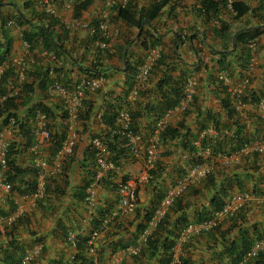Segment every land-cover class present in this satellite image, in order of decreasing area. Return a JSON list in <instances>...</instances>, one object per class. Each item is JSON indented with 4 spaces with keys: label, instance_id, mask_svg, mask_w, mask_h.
<instances>
[{
    "label": "crops",
    "instance_id": "obj_1",
    "mask_svg": "<svg viewBox=\"0 0 264 264\" xmlns=\"http://www.w3.org/2000/svg\"><path fill=\"white\" fill-rule=\"evenodd\" d=\"M156 1L130 0L137 10L147 9ZM199 2L168 0L161 8L153 21L159 33L160 60L153 67L145 86L133 100H129L124 61L126 59L134 65L137 59H143L146 50L138 40L140 31L126 26L118 18L115 7L107 11L112 50L104 52L96 37L86 30L68 26L72 19L95 21L101 17L105 11L102 0H91L77 18L74 6L68 8L62 2L55 3L56 14L50 16L44 11L42 0H0V24L7 19L15 21L14 25L6 28V47L0 42V67H5L0 76V94H12L16 86L21 87L17 95L0 105V135L10 145L12 165L24 171L16 174L9 169L7 181L12 184V189L0 195V214L15 218L12 224L0 227V264H16L27 251L33 256L28 264H65L77 256L91 264L86 239L96 228H100L95 243L99 261L119 255V264H159L161 257L151 255L146 241H141L146 229L148 233L154 229L148 228L145 217L152 214L173 186L184 181V170L193 159H197L193 143L200 141L201 144L204 129L216 122L224 126V134L232 133L233 128L220 102L223 97L217 85L220 74H226L234 85L248 77L245 106L239 119L248 129L250 140L264 136V111L256 108V102L264 99V24L258 19L259 14L264 15V4L262 0H234L248 9L237 17L234 10L225 6L212 20V17L205 18L199 13ZM50 20L56 22L49 27L60 47L44 48L37 36L30 51H25L22 35L33 31L28 22L47 25ZM222 22L230 26L232 42V52L227 56L224 68L217 59L225 39L213 32ZM256 27L262 32L253 40L255 46L251 49V57L243 60L239 47H235L234 35L241 29L253 30ZM144 28L154 32L148 25ZM127 41H132L129 46ZM13 59L27 61L28 76L23 83H20L14 68L8 67ZM189 76L197 82L196 94L185 111L168 116L167 126L172 134L160 138L155 177L139 184L136 210L125 214L119 211L116 182L131 181L146 171L143 152L138 156L124 154L119 157V171L114 180L98 185L94 204H87L83 200L84 188L96 165L87 156L86 149L91 137L105 136L103 117L110 114L107 105L112 104L117 109L124 106L132 112L134 132L141 136L140 145L143 146L154 130V119L162 117L166 111V99L174 96L171 89L180 87ZM97 77H102L100 87L85 93L76 118L69 112L63 96L51 92L54 82L73 93L79 81ZM253 97L256 102L252 101ZM36 105L48 110V127L54 140H41L42 156L48 162L47 186L43 199L34 202L29 188L37 180V169L32 164L36 129L35 116L31 115L30 108ZM8 113L21 120V125L9 126L5 121ZM243 117L249 122L245 123ZM71 135L75 140L73 152L62 161L58 160L60 146ZM240 149L230 153L233 157L227 165L220 158L226 152L213 151L214 157L210 160L215 164L214 171H218L190 186L172 203L167 229L173 230L174 225L182 228V224L188 223L174 239L172 257L175 260L181 259L187 264H230L232 255L226 251L230 242L241 245L243 240H264V203L255 198L260 195L257 192L264 190V152L241 153ZM226 166L231 168L221 169ZM228 186L231 191L225 196L232 191L256 192L252 195L254 199L235 217L202 230V221H198L200 214L212 210L211 198ZM102 220H106L103 227ZM69 230L75 232L76 246L66 241ZM137 246L138 252L131 254L130 249Z\"/></svg>",
    "mask_w": 264,
    "mask_h": 264
},
{
    "label": "built area",
    "instance_id": "obj_2",
    "mask_svg": "<svg viewBox=\"0 0 264 264\" xmlns=\"http://www.w3.org/2000/svg\"><path fill=\"white\" fill-rule=\"evenodd\" d=\"M75 1L80 0H42V6L44 11L50 15L55 16L56 9L55 3L62 2L68 8H72ZM104 4L105 11L102 12L101 17L92 20H72L69 23L71 28H79L86 30L89 35L96 37L98 39V46L104 51L108 52L112 50L111 45V31L108 28V10L113 7H124L130 0H102ZM226 6L232 9V4L234 0H224ZM264 4V0H262ZM233 10V9H232ZM15 24L13 19H7L1 22L0 24V42L2 44L7 43L6 38V28ZM252 42L251 47H254ZM23 47L25 51H30L31 44L29 41L23 39ZM161 49L160 47L154 46L149 49L143 58V60L137 65L136 73L134 75V84L127 94L129 100H133L139 93V91L145 86L150 72L155 65L156 61L160 58ZM27 61L24 59H13L9 63V68L12 67L16 71L20 83H23L28 76L27 70ZM5 69V67H4ZM3 66L0 67V76L3 73ZM219 79L224 85L228 87V92L231 95V105L233 109L241 114L243 112L245 102L243 100L245 85L248 82V77L244 78L240 83L234 85L232 80L226 74H220ZM102 82V77L97 78H84L75 87L73 93H70L65 87L60 83L54 82L51 85V92L60 93L63 98L67 101V108L69 112L73 115V118H76L80 105L84 98V95L87 91H95L100 87ZM196 80L194 77H188L185 79L182 86V94L177 102V104L165 111L164 115L158 119L156 126L152 131V134L147 142L143 146L140 145L141 136L138 133H135L132 129V114L131 111L124 106H121L116 111V125L121 132V135L126 139L127 146L129 147L131 153L134 156H138L141 152L144 154V161L146 165V171L138 176H135L131 181H120L116 182L117 193H118V203L119 211L121 213H133L136 210L138 196L137 191L139 184L143 181H150L153 179V169L156 164V155L158 144L160 140L161 132L167 126V118L173 112H183L185 111L190 103L192 102L196 94ZM21 91L20 85L14 88L12 94H0V105L8 101L11 97L17 95ZM256 108L260 111H264V99H260L256 102ZM244 122H249L243 117ZM17 118L14 116L9 117L8 125L16 126L18 124ZM35 129H36V138L35 143L32 147V164L37 169V180L36 185L33 191L30 193L31 198L34 202H37L43 199L46 191V174L48 169V162L42 156L41 152V140H50L52 138V131L48 127V116L43 111H37L34 117ZM218 130L212 126L204 129L201 132V138L210 136L214 139L217 137ZM75 145L74 137H67L62 145L60 146L57 157L58 160H63L67 155H70L73 152ZM91 149L94 151V162L96 165L95 175L92 182L87 186L85 191V202L89 205H93L95 202L96 187L101 185L103 181L114 180L115 175L119 171V166L111 158L110 150L105 143V140L100 135H94L90 139L89 143ZM195 147V155L198 156L199 161H197L190 169L187 178L184 181L178 183V185L170 192L166 193L160 204L154 209L151 218L148 221V228H155L159 220L166 214L174 200H176L180 195H182L183 190L189 184H191L195 179L205 177L210 174L214 169L209 166L208 163L205 164L204 159H207L211 154V147L202 146L200 141H195L193 143ZM10 145L9 143L0 135V195L3 192L10 191L12 185L6 180L7 171H8V153ZM264 152V136H261L257 140H251L248 144H244L240 152ZM223 158L224 163L227 165L230 163V158L233 157V154L221 155L220 158ZM254 192L253 194H255ZM260 195H255L259 202L264 203V190L257 192ZM251 193L248 192H237L232 193L226 197L224 205L220 210H217L212 218L204 220L200 223L202 230L211 229L219 222L224 219H230L237 215L238 211L246 207L249 202H251L252 197ZM13 216L0 215V227L5 224H11L14 221ZM106 224V220H102V227ZM150 230V229H149ZM148 229H146L142 234V240L146 241V237L149 234ZM100 228H96L88 235L86 240L87 249L91 254V264H119L120 257L119 255H114L109 258L107 261H99L98 256L95 254V243L99 237ZM66 241L76 246L77 237L75 232L72 230L67 231ZM264 249V240L259 239L253 242L251 247L247 250L242 260L238 264H246L250 259L256 257L259 252ZM138 246L130 249L131 254H136L138 252ZM32 254L30 252L24 253L17 264H28L32 259ZM65 264H77L75 261H69ZM170 264H183L181 259H176L172 257V262Z\"/></svg>",
    "mask_w": 264,
    "mask_h": 264
},
{
    "label": "trees",
    "instance_id": "obj_3",
    "mask_svg": "<svg viewBox=\"0 0 264 264\" xmlns=\"http://www.w3.org/2000/svg\"><path fill=\"white\" fill-rule=\"evenodd\" d=\"M91 3V0H80L74 5V16L75 18L79 17V14L82 10H85L87 6ZM168 3V0H157L154 2L151 7L147 9H136L133 4L129 1L124 7H116L117 10V16L118 18L128 27H134L137 30L140 31L138 40L141 42L140 45L144 50H148L150 47L156 46L159 38H158V32L155 30V27L153 26V21L157 18V16L160 14L161 8ZM200 6L198 8L199 13L205 17L209 18L212 17L215 18V15L217 12L226 6V3L224 0H200L199 2ZM232 9L236 12V16H240L245 10H247V6H244L240 2H233ZM258 19L264 24V15H258ZM33 31H27L24 32L22 37L24 40H27L30 42L31 47L33 43H35V38L38 36L42 40V46L44 48H50V47H60V45L57 44V39H55V35L53 33V30L50 29L49 25H53L56 22L53 20H50V22L47 25H36L32 22H28ZM145 25H148L150 29H152L154 32L150 33L147 29H145ZM230 26L226 23H220V25L217 28L213 29L214 34L221 38L225 39V42H223L221 47V50L218 51L219 58L217 59V62L220 64L221 67H225V60L228 55L231 54V32H229ZM35 30V31H34ZM261 29L259 27H256L255 29H241L234 35V41H235V47L236 49H240V58L245 60L251 57L252 52L249 47H247V44L251 40H256V38L261 34ZM143 36V37H141ZM142 40H141V39ZM180 40V38H179ZM132 41H127L126 45H130ZM4 47H6V44H3ZM233 48V45H232ZM141 59H137L136 63L130 64L128 60L125 59V84L128 87V90L131 89L133 83H134V75L136 73L137 65L141 62ZM97 63H93L92 65H95ZM157 64V63H156ZM12 68V67H10ZM101 72V70L99 71ZM102 74V72H101ZM99 74V75H101ZM164 81V80H163ZM184 81L182 82L180 87L172 88L171 92L174 95L173 98H167L166 104H165V110L173 108L177 102L179 101L181 94H182V86ZM218 90L223 94V97L221 98V106L227 113V117L229 120L230 126L233 128L232 133L230 134H224L223 130L224 126H221L220 124L214 122L211 126L216 128L218 130L217 137L214 139L209 137L202 138L201 144L202 146H208L212 148L213 151H224L227 154L232 153L233 151L240 149L241 146H243L246 143H249V132L246 130V127L243 125L242 121L239 119L240 117L237 116L236 111L233 109L231 105V97L229 92L227 91V88L220 84V82L217 84ZM244 101H246V96L243 98ZM256 98L253 97L252 101H255ZM256 102V101H255ZM116 109V110H115ZM31 115L36 114L37 111H43L47 114L48 110L46 107H43L42 105H36L34 107L30 108ZM107 110L110 111V114H106L103 117V123L106 125V132L105 136H103V139L105 140V143L107 144L109 150L111 151L113 155L111 158L114 160V162L118 163V158L122 157L124 154L131 156V151L129 147L127 146L126 139L121 135V132H119V129L116 125V111L117 108L114 107L112 104L107 105ZM164 113V112H163ZM14 116L8 113L6 116L5 121L7 122L9 117ZM48 116V115H47ZM17 118L16 116H14ZM160 116L154 119L155 125L156 122ZM18 119V118H17ZM18 126L21 125V120H17ZM132 129L135 131V124H134V116L132 115ZM166 134H172V130L166 126L164 130L162 131L161 136ZM101 136V135H100ZM54 140V137L52 135L51 141ZM192 148L195 149V147L192 146ZM86 154L90 159L94 161V151L91 149L90 145L86 149ZM10 154V152H9ZM95 163V162H94ZM9 169L14 170L16 174L23 173L24 171H21L16 166L12 165V161L9 159ZM92 177L90 180L85 184L87 187L90 182H92L93 177L95 175V171H91ZM213 174V173H212ZM211 175V174H210ZM155 176V174H154ZM104 183V182H103ZM86 187L84 189H86ZM114 188V186H112ZM35 188V184L32 185L31 188H29L30 193ZM231 187L228 186L227 188L223 189L221 188L220 191L216 192L213 197L210 200V204L212 205L213 209L210 211H207L206 213L200 214L198 221H203L213 215V213L217 210H220L222 206L224 205L225 199L227 196L226 193L231 191ZM84 197V196H83ZM178 199V198H177ZM171 208V207H170ZM153 213V212H152ZM152 214L150 213L145 217L146 221H149ZM168 213L165 214L157 223L156 227L149 233L146 237V243L150 250L151 255H159L161 258H159V264H170L172 262V254H173V247L175 245V237L178 236L179 230L183 229L187 224H182L181 226L176 227L174 225L173 230H168L166 225H168L167 218ZM141 230H144L141 228ZM164 233V237H163ZM170 236L172 238H170ZM87 240V239H86ZM253 241H246L243 240L242 244L239 245L235 241H232L229 243L227 247V252L232 255L230 259V264H238ZM77 244V243H76ZM84 259V258H83ZM73 260H75L78 264H89L86 260H79L78 256L75 257ZM183 264H187L186 261H182ZM246 264H264V252L261 251L258 253V255L252 259H250Z\"/></svg>",
    "mask_w": 264,
    "mask_h": 264
},
{
    "label": "rangeland",
    "instance_id": "obj_4",
    "mask_svg": "<svg viewBox=\"0 0 264 264\" xmlns=\"http://www.w3.org/2000/svg\"><path fill=\"white\" fill-rule=\"evenodd\" d=\"M219 152H220V151H219ZM157 154H158V151H157ZM213 154H214V153H213V150H212L210 156H208L207 159H204V161H205V164L208 163V165L211 166V167H213V169L215 170V164H214L213 162H211V160H210L212 157H214ZM220 154H221V152H220ZM215 156H217V152H216ZM196 157H197V159H196V160L193 159V161L191 162L190 166H188V167L184 170V172H183V177H182V178L186 179V178H187V175H188L189 172H190L191 167L194 165L195 162L199 161L198 156H196ZM217 157H218V156H217ZM157 160H158V157H157V155H156V164H155V168H154V169H156V170H157ZM227 168H231V166H226L225 168L223 167V168H221V169H223V170H227ZM154 169H153V178L155 177V176H154ZM214 170L212 171L213 173L218 171V170H216V171H214ZM223 172H225V171H223ZM208 176H210V175H206L205 177L195 179V180L191 183V185L189 184V185H187V186L185 187V189H184L183 192H182V195L185 193V191L188 190V188H189L190 186H193L194 184L198 183V181H200L201 179L208 178ZM218 176H219V177L221 176V170H219V172H218ZM133 179H134V178H133ZM133 179H132V180H133ZM177 185H178V184H176V186H177ZM176 186H175V187H176ZM175 187L173 186L172 189H171V191H172ZM254 189H255V188H254ZM186 193H187V192H186ZM232 193H234V192L232 191ZM248 193H250V192H248ZM193 195H194V194H193ZM170 207H171V206H170ZM169 209H170V208H169ZM169 209H168V211H169ZM168 211L166 212V214L168 213Z\"/></svg>",
    "mask_w": 264,
    "mask_h": 264
},
{
    "label": "clouds",
    "instance_id": "obj_5",
    "mask_svg": "<svg viewBox=\"0 0 264 264\" xmlns=\"http://www.w3.org/2000/svg\"><path fill=\"white\" fill-rule=\"evenodd\" d=\"M76 2H77V1L74 2L73 6L75 5ZM78 2H79V1H78ZM72 20H73V19H72ZM74 20H77V19H74ZM252 42H253L254 45H255V42H254L253 40H252L251 42H249V43H250V45H249L250 49H252V47H251ZM157 45H158V44H157ZM157 45H156V46H157ZM153 47H154V46H153ZM151 48H152V47H150L149 49H151ZM30 49H31V47H30ZM149 49H148V50H149ZM148 50H146V53H147ZM145 55H146V54H145ZM145 55H144V57H145ZM144 57H143V58H144ZM160 57H161V55H160ZM142 60H143V59H142ZM159 60H160V58L156 61V63H157ZM156 63H155V65H156ZM155 65H154V66H155ZM154 66H153V67H154ZM152 69H153V68H152ZM151 71H152V70H151ZM150 73H151V72H150ZM189 77H190V76H189ZM217 80H218L223 86H225V87L227 88V91H228V87L222 83V81L219 79V77L217 78ZM184 81H185V80H184ZM133 84H134V83H133ZM183 84H184V83H183ZM132 86H133V85H132ZM131 88H132V87H131ZM95 91H96V90H95ZM244 93H245V91H244ZM229 94H230V93H229ZM244 96H245V95H244ZM230 97H231V95H230ZM243 98H244V97H243ZM244 102H245V101H244ZM236 113H237V112H236ZM131 114H132V112H131ZM237 115L240 116V114H238V113H237ZM154 128H155V127H154ZM161 134H162V132H161ZM160 138H161V135H160ZM249 141H251V140H249ZM159 142H160V140H159ZM246 144H248V143H246ZM211 149H212V148H211ZM9 152H10V149H9ZM195 154H196V153H195ZM8 159H9V153H8ZM195 163H196V162H195ZM195 163H194V164H195ZM8 164H9V161H8ZM8 171H9V166H8ZM8 171H7V172H8ZM212 173H213V172H211L210 174H212ZM210 174H208V175H210ZM6 180H7V177H6ZM103 182L105 183V181H103ZM9 183H10V182H9ZM104 183H102V184H104ZM10 184H11V183H10ZM11 185H12V184H11ZM35 185H36V182H35ZM46 186H47V183H46ZM86 188H87V187H86ZM11 189H12V188H11ZM116 190H117V189H116ZM85 191H86V190H85ZM45 193H46V191H45ZM44 196H45V195H44ZM83 200H85V194H84ZM215 212H216V211H215ZM213 214H214V213H213ZM0 215H3V214H0ZM5 216H6V215H5ZM212 216H213V215H212ZM212 216L209 217V218H207V219H205V220H208V219L212 218ZM234 217H235V216H234ZM230 219H231V218H230ZM203 221H204V220H203ZM13 222H14V221H13ZM11 224H12V223H11ZM76 243H77V242H76ZM27 252H28V251H27ZM25 253H26V252H25ZM23 255H24V253L22 254V256H23ZM22 256H21V257H22ZM21 257H20V259H21ZM20 259H19V260H20ZM19 260H18V262H19ZM30 261H31V260H30ZM30 261H29V262H30ZM74 261H75V260H74ZM18 262H17V263H18ZM29 262H28V263H29ZM17 263H16V264H17ZM76 263H77V262H76ZM77 264H78V263H77Z\"/></svg>",
    "mask_w": 264,
    "mask_h": 264
}]
</instances>
